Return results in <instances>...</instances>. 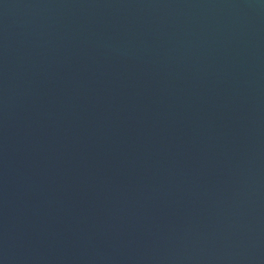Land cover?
Listing matches in <instances>:
<instances>
[{"label": "water", "instance_id": "95a60500", "mask_svg": "<svg viewBox=\"0 0 264 264\" xmlns=\"http://www.w3.org/2000/svg\"><path fill=\"white\" fill-rule=\"evenodd\" d=\"M0 264H264V0H0Z\"/></svg>", "mask_w": 264, "mask_h": 264}]
</instances>
